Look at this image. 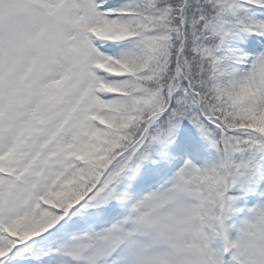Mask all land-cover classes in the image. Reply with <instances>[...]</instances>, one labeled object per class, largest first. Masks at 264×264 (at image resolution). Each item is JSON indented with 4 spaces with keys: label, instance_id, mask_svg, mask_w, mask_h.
<instances>
[{
    "label": "snow or ice",
    "instance_id": "6c2138e0",
    "mask_svg": "<svg viewBox=\"0 0 264 264\" xmlns=\"http://www.w3.org/2000/svg\"><path fill=\"white\" fill-rule=\"evenodd\" d=\"M0 264H264V0H0Z\"/></svg>",
    "mask_w": 264,
    "mask_h": 264
},
{
    "label": "clouds",
    "instance_id": "9594fccd",
    "mask_svg": "<svg viewBox=\"0 0 264 264\" xmlns=\"http://www.w3.org/2000/svg\"><path fill=\"white\" fill-rule=\"evenodd\" d=\"M249 223H256V220L249 221ZM246 227V226H245Z\"/></svg>",
    "mask_w": 264,
    "mask_h": 264
}]
</instances>
